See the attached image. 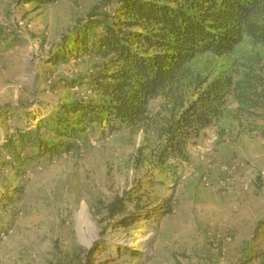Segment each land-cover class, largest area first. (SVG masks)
I'll return each instance as SVG.
<instances>
[{
    "label": "rangeland",
    "instance_id": "obj_1",
    "mask_svg": "<svg viewBox=\"0 0 264 264\" xmlns=\"http://www.w3.org/2000/svg\"><path fill=\"white\" fill-rule=\"evenodd\" d=\"M120 6L0 0V148L17 130L60 141L49 131L55 115L74 118L63 104L95 97L69 83L87 80L103 60H48L71 47L94 8L114 15ZM191 65L233 85L223 114L188 141L186 157L158 166V124L169 115L162 95L150 103L149 126L105 135L89 127L71 151L20 164L0 149V162H9L0 164V264H264V95L258 106L245 100L256 98L248 75L264 78V44L245 36L232 52ZM122 200L124 212L112 217Z\"/></svg>",
    "mask_w": 264,
    "mask_h": 264
},
{
    "label": "trees",
    "instance_id": "obj_2",
    "mask_svg": "<svg viewBox=\"0 0 264 264\" xmlns=\"http://www.w3.org/2000/svg\"><path fill=\"white\" fill-rule=\"evenodd\" d=\"M116 11L110 15L94 8L90 21L75 28L68 39L71 47L61 48L48 60L60 63L85 54L102 59L87 80L76 78L69 83L73 88L87 85L95 97L63 104L74 118L55 115L57 123L49 131L58 136V144L37 130H17L8 136L0 149L13 155L12 162L69 152L75 147L73 139L82 137L89 127L105 135L106 131L149 126L154 123L150 103L160 95L169 115L158 124L160 145L154 153L158 166L170 157H186L188 141L223 114L233 85L231 77L203 76L191 62L205 53H230L245 36L264 44V0H121ZM6 39L0 25V47ZM250 77V92L256 98L245 100L258 106L255 99L264 94L253 80L264 85V78ZM40 123L49 127L48 122ZM26 147L30 150L22 158ZM164 206L170 211V197H165ZM124 210L123 200L109 209L112 217Z\"/></svg>",
    "mask_w": 264,
    "mask_h": 264
}]
</instances>
